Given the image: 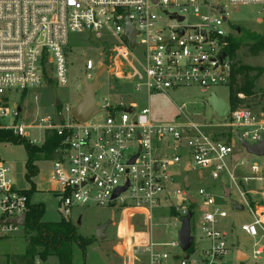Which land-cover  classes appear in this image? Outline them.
Returning a JSON list of instances; mask_svg holds the SVG:
<instances>
[{
    "label": "built area",
    "instance_id": "2783aa9c",
    "mask_svg": "<svg viewBox=\"0 0 264 264\" xmlns=\"http://www.w3.org/2000/svg\"><path fill=\"white\" fill-rule=\"evenodd\" d=\"M250 5L264 13V0H0V130L37 147L51 133L61 137L55 157L46 161L50 188L45 191L56 200L60 219L70 221L74 208L89 206L111 212L147 208L152 216L167 194L174 200L172 226H180L191 213V237L193 231L199 232V241L206 244L188 254L177 240H151L129 245V255H146L150 264H223L229 245L218 225L227 213L204 188L193 195L183 178L178 188L174 186L181 175L188 180L190 173L199 181L204 176L213 182L226 177L253 216L252 222L240 227L256 240L251 258L263 259L264 264V161H254L264 157L246 153L239 143L242 139L253 145L264 137V109L252 112L228 101L223 118L214 113L216 122L189 116L158 123L148 108L136 109L128 94L118 105L96 102L99 114L81 123L71 118L70 104H61L53 115L38 116L28 112L25 98L37 103L38 95L32 91L45 87L48 80L54 88L67 85L69 34H86L111 46L107 63L85 60L84 75L76 85L79 96L84 80L91 83L102 68L114 82L147 96L184 88L230 90L234 65L228 51L232 38L226 27L228 10ZM127 24L135 33L132 48L125 39ZM262 55L264 101V49ZM243 98L237 94L238 100ZM215 128L226 130L212 131ZM29 131L37 135L31 137ZM234 145L252 159L241 158L231 169ZM240 167H248L251 174L242 177V183L253 182L259 191L239 189ZM26 192L15 187L10 167L0 160V221L26 217L31 204ZM248 195H258L259 204L249 205ZM193 206L210 210L195 215L190 211ZM24 227L0 223V239ZM165 246L178 251L160 253L158 249ZM235 260L239 264L237 256Z\"/></svg>",
    "mask_w": 264,
    "mask_h": 264
},
{
    "label": "rangeland",
    "instance_id": "374dc122",
    "mask_svg": "<svg viewBox=\"0 0 264 264\" xmlns=\"http://www.w3.org/2000/svg\"><path fill=\"white\" fill-rule=\"evenodd\" d=\"M226 27L231 30V37L239 42L238 48L232 53V62L234 69L245 67L250 69L248 77H255L259 70L263 68V55L259 51L256 55H252L249 51L250 45L253 43L252 36L258 37L264 42V13L259 6H240L231 7L228 10V22ZM111 46L103 42L101 39L88 37L86 34H69L68 45L65 53L68 61L67 66V85L62 88H54L52 81H47L45 87H41L36 92L38 102L34 103L30 96H26V105L29 113L38 116L53 115L57 111L54 105V92L61 104L67 103L75 106L79 101V89L76 85L81 83L84 75L83 64L86 59L93 60L96 64L99 62L107 63L110 57ZM106 70V69H105ZM99 88L95 94L96 102L107 101L109 105L114 106L126 101V98H133L136 103V109L148 108L151 118L158 123H173L176 119H184L192 117L198 122H216L217 117L207 103V98L211 94H215L217 98L224 102H228L229 88L216 87L209 90L199 88H184L179 90L168 91L167 94H152L147 96L144 92H135L129 88H125L122 83L114 82L108 71L104 72L99 78ZM242 83L241 76H236V85ZM262 81L260 76L254 80V88L252 94L244 95L237 106L252 112H258L264 109V101L261 96ZM59 105V106H60ZM66 115V114H65ZM3 121V120H2ZM226 130V128H215L212 131ZM31 137L37 135L36 131H29ZM26 151L24 145H14L10 143H0V160L5 162L11 169V178L17 189H27L31 191L29 184L25 180V161ZM251 160L252 157L244 153L237 145L233 146L232 158L229 166L233 165L239 159ZM264 161L262 159H254V161ZM38 167V174L32 179V183L36 186L38 192L31 197V203H41L44 206L43 221L57 222L60 216L57 212L56 200L52 194L45 192L50 188L48 183V175L50 163L46 161H38L35 163ZM236 169V176L239 178L238 187L242 191H259L256 184L251 182L245 186L240 180L242 177L251 176L248 167H240ZM191 193L196 195L199 186L210 193L215 204L227 213V217L220 221L219 228L227 235V243L229 251L223 258V264L236 263V252L248 255V258L238 256L239 264H263L261 261H253L251 252L253 244L256 240L251 239L244 234L240 227L253 221V216L248 207L241 200V197L232 183L226 177L219 181H211L204 176L200 185L196 183V175L190 173ZM222 181V182H221ZM175 187H179L176 185ZM224 188L229 189L231 194L225 197ZM174 200L169 199L160 206L155 208L150 216L147 208L128 209L124 208L117 212H111L107 208H74L72 210L70 222L76 226L77 235L84 239L93 240L85 249V256L82 257L80 250L72 246V264H150L146 255L130 256L127 253L123 257H118L113 252V246H121V241H131L133 245H142L145 242L154 241L158 243H170L177 240V234L180 226H172L175 216L174 207L170 206V218L167 217V206ZM248 204L251 206L259 204L258 195H248ZM243 205V210H236L235 204ZM208 207H190L195 215L202 211H208ZM113 219H112V216ZM82 217L81 225L76 222L78 217ZM112 220V221H111ZM111 221L108 225L103 240L98 239L96 231L106 222ZM199 232L193 231L194 239L193 248L205 245V241H199ZM33 232H28L26 228L10 234L6 238L0 239V264H26L24 260L18 259L24 255L26 250V240ZM40 250V249H38ZM160 253H173L178 250L169 247H160ZM34 264H57L54 256L48 257L44 262L38 259L34 260Z\"/></svg>",
    "mask_w": 264,
    "mask_h": 264
},
{
    "label": "trees",
    "instance_id": "16d2710c",
    "mask_svg": "<svg viewBox=\"0 0 264 264\" xmlns=\"http://www.w3.org/2000/svg\"><path fill=\"white\" fill-rule=\"evenodd\" d=\"M253 43L249 47L252 55H256L259 51H263L264 42L258 37L252 36ZM230 45L228 51L232 53L238 48L239 42L233 38L229 39ZM245 67H238L233 70L231 87L229 90V104L237 106L240 100L237 99V94L242 93L246 96L252 94L254 88V80L259 77L262 70H259L255 77L249 78L248 71ZM241 76L242 83L236 85V76ZM59 109V106H57ZM61 137L56 133H51L46 137L45 143L40 146H34L27 141L18 138L10 131L0 130V143H10L14 145H24L26 151L25 161V180L29 184L31 191L26 192L29 200L35 193V185L32 179L38 174L36 162L52 160L56 153L55 151L61 144ZM44 215V206L41 203L30 204L26 213L25 227L28 232H33L26 240V250L23 256L18 257L24 260L26 264H34V260L38 259L44 262L50 256H54L57 264H72V246L75 245L81 252L82 257L85 256L86 247L93 240L84 239L77 235L76 226L70 221L58 220L57 222L42 221ZM40 249V250H38ZM193 252V247L188 251V254Z\"/></svg>",
    "mask_w": 264,
    "mask_h": 264
},
{
    "label": "water",
    "instance_id": "95a60500",
    "mask_svg": "<svg viewBox=\"0 0 264 264\" xmlns=\"http://www.w3.org/2000/svg\"><path fill=\"white\" fill-rule=\"evenodd\" d=\"M134 36H135V33L133 32L129 24H127L126 30H125V39L129 41V45L131 48L134 46ZM223 56H224V53L221 54V58ZM104 72H105V68L100 69L96 73L91 83L84 80L83 90L79 96V101L75 106L72 107L70 111V116L72 119L83 123V122L88 121L90 118L94 117L95 115L99 114L100 110L97 108L95 94L100 85L99 78L101 77V75H103ZM54 99H55L54 105L59 106L61 102L59 101L56 92H54ZM207 103L210 105L211 109L214 111L215 114H217L218 117L223 118L227 114L228 105L221 99L217 98L216 95L214 94L209 95V97L207 98ZM239 143L245 149L246 153L256 156V157H264V137H262L261 140H259L256 144H253V145L248 144L242 139H239ZM134 159L135 158H133L132 161H134ZM184 186L188 188L189 185H188L187 180H184ZM124 190L125 188L119 189L113 195V198H116L118 194ZM224 193H225L226 198L230 196L229 189L224 188ZM190 201L194 203L192 199H190ZM234 204H235L236 210L244 209L243 205H238L237 203H234ZM190 218H191V213H189L186 217L182 219L180 229L177 234V241L179 243L180 249L183 252H188L193 245V238L191 237V234H190ZM112 219H113V216H112ZM111 221L104 223L96 231V236L98 237V239L103 240L105 238L104 233L108 225H110ZM25 222H26L25 215H22L21 217L15 218V219H6V220L0 221L1 224H11L14 226H24ZM77 224H79V221ZM114 253L121 255L122 254L121 247L120 246L115 247ZM239 255L246 258V255H244L241 252H238L237 257Z\"/></svg>",
    "mask_w": 264,
    "mask_h": 264
},
{
    "label": "crops",
    "instance_id": "0c3cea01",
    "mask_svg": "<svg viewBox=\"0 0 264 264\" xmlns=\"http://www.w3.org/2000/svg\"><path fill=\"white\" fill-rule=\"evenodd\" d=\"M214 112V111H213ZM182 178H183V183H184V180H187L185 177H184V175H181L179 178H178V181L176 182V184H175V186L176 185H178V186H180V182L182 181ZM195 180H196V183L197 184H199L200 185V181L197 179V177L195 178ZM203 181V180H202ZM187 182H188V185H190L191 187H192V183H191V178L188 176V180H187ZM174 186V187H175ZM189 187V186H188ZM198 188H202L201 186H199ZM36 192H38L37 191V189H36ZM230 194H231V191H230ZM170 198H168V195L166 194L164 197H163V199H162V201H161V203H164V202H166L167 200H169ZM161 203L158 205V206H160L161 205ZM33 204H35V203H33ZM173 204V202L171 203V204H169V207L167 206V210H166V212H162L163 214H167V217H169L170 218V206ZM157 206V207H158ZM156 207V208H157ZM155 210V209H154ZM153 215H154V213H153ZM112 216V215H111ZM43 218V217H42ZM42 221H43V219H42ZM78 221H79V224L78 225H81V223H82V217L80 216V217H78L77 218V220H76V222L75 223H78ZM131 241H126L125 239L123 240V241H121V245H122V247H121V252H122V254L121 255H118V254H116V253H114L116 256H118V257H123L124 256V254L125 253H127L128 255H129V245H131L132 244V242L130 243ZM146 243V242H145ZM114 249H115V247L113 246V252H114ZM237 254H238V252H236V256H237ZM246 258H247V255H246Z\"/></svg>",
    "mask_w": 264,
    "mask_h": 264
},
{
    "label": "flooded vegetation",
    "instance_id": "af4514ba",
    "mask_svg": "<svg viewBox=\"0 0 264 264\" xmlns=\"http://www.w3.org/2000/svg\"><path fill=\"white\" fill-rule=\"evenodd\" d=\"M55 100V99H54Z\"/></svg>",
    "mask_w": 264,
    "mask_h": 264
}]
</instances>
